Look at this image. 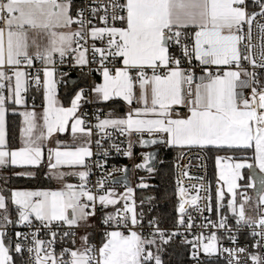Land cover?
<instances>
[{"label": "snow or ice", "instance_id": "snow-or-ice-1", "mask_svg": "<svg viewBox=\"0 0 264 264\" xmlns=\"http://www.w3.org/2000/svg\"><path fill=\"white\" fill-rule=\"evenodd\" d=\"M57 57L61 63L71 58L81 68L96 64L90 70L98 71L102 82L91 89L95 98L103 102L121 99L129 105L124 117H97L94 125L105 135L109 128L126 135L129 142L124 155L132 156L134 134L141 147L164 143L181 148L253 149L255 167L264 173V0H88L80 7H75L74 0H0V166H39L42 143L69 129L74 140L79 134L85 145L91 143L93 128L78 115L81 102H90L84 90L75 94L69 107L56 98ZM35 60L44 65L43 81L39 74L26 71ZM30 83L43 86V113H20L26 139L23 147L10 151L6 104L23 105V93ZM134 103L139 106L131 107ZM175 106L185 107L187 115L180 116ZM145 134L152 138L144 139ZM85 145L49 150L50 178L62 182L58 190H14L10 197L0 193V264H16L15 257L23 259L25 254L23 264H164V246L180 236L185 237L182 243L192 246L193 259L201 251L206 255L223 252L230 257L228 264H264V254L259 251L264 250V176L259 177L262 194L254 207L252 198L239 192V181L244 178L241 170L253 168V164L225 163V158L217 157L218 179L223 182L217 190L219 219L204 217L200 227L223 229L235 244L229 217L221 212L226 207L237 230L247 227L258 237L253 245L257 252L246 247L223 248L216 231L187 239L185 233L190 234L194 227L188 208L201 214L213 209L210 197L203 208L199 204L202 186H193L197 195L188 198L179 180L175 228L165 230L152 218L145 235L144 212L136 210L132 187L126 184V191L117 193L105 189L101 180L93 191L88 187L89 171H60L65 165L86 167L85 160L93 153ZM53 156L55 162H51ZM154 159L152 153L142 154V162L135 167L151 173ZM121 171L127 173L128 169ZM19 175L31 177L34 173ZM68 176L78 177L80 183H67ZM137 187L148 185L141 182ZM9 202L15 206V219ZM98 206L114 209L103 214V241L99 246L92 244L85 231L77 246L76 230L91 227ZM9 225L31 231H15L14 238L9 237ZM53 225L69 230L54 231ZM45 229L48 239L41 238ZM65 238H71L72 246L57 252L58 240Z\"/></svg>", "mask_w": 264, "mask_h": 264}, {"label": "built area", "instance_id": "built-area-1", "mask_svg": "<svg viewBox=\"0 0 264 264\" xmlns=\"http://www.w3.org/2000/svg\"><path fill=\"white\" fill-rule=\"evenodd\" d=\"M88 0H81L80 6L87 3ZM99 24V21H95ZM253 43H256V39L254 37ZM99 46V42H97ZM175 51V50H174ZM179 55V52H176ZM194 64L196 62H193ZM247 66V65H246ZM97 67L96 64H92L90 66L91 69H95ZM89 67L81 68L75 65V62L71 58H65L64 61L61 63L58 59L55 63V73H56V83L58 90L67 82V79L70 75H76L79 77V83L83 84L82 89L85 92V99L90 102H81V108L79 109V115H83V118L86 121V125L93 128V134L91 136V151L93 155L90 158H87L85 162V170L89 171L88 177V187L92 188L93 191H96V185L98 181L103 180L105 182V189H114L121 193L126 191V184L121 183L118 181L119 178L125 175V172L121 171L123 168H129V177L128 180L130 182V186L134 189V199L136 202L137 212H141L139 210V203L137 200V190L139 187L137 185L140 184L141 180V172L144 169H137L135 167L136 164L142 162V154L149 153V150L142 149L139 143H137V136L134 134L131 139L134 142L133 147L131 149L132 156L124 155V152L128 150V142L129 138L126 135H122L118 130L109 128L107 132L109 135H105L104 133L99 132L94 125L98 122L97 117L101 119L102 117V110L98 106L96 102L95 94L91 91L92 87L100 83L102 77L98 71H91ZM43 66L41 62L34 61V65L31 69H26V71L31 72L32 76L39 74L41 77V81H43ZM197 76L201 75L199 67L196 68ZM29 81H31L32 77H28ZM43 86L38 88L34 83H30L27 92H25L24 98H28L29 92L34 93H42ZM5 95L8 94L5 92ZM8 104V103H7ZM6 104V105H7ZM31 105L36 106L34 101L30 102ZM37 105H40L38 103ZM149 137V136H144ZM101 140V144L98 146L96 144V140ZM117 147L120 151H117ZM107 153V155H105ZM98 165H102L98 166ZM187 172L188 176L186 177L184 173ZM190 177V178H189ZM175 178H176V196L179 202V195H178V184L177 181L179 180L183 187L187 189V197L190 198L191 196L197 195L196 188L193 186H202L199 191V196L201 197L199 204L203 208L204 205L208 202L207 198L210 197L211 205L213 209V200H214V193L221 187L220 184L216 183L213 184L211 180V172H210V165L207 154L202 149H190L186 150L179 161L177 162L176 169H175ZM244 194L253 198L254 193L252 189H247ZM119 205L118 207H120ZM178 207V204H177ZM106 209L102 210L97 207L96 215L92 218L93 219V226L90 230H84V228H80L76 230L77 235L76 237L83 231H91L93 233L92 244L99 246L104 239V232L106 230V226L102 224L103 214ZM151 209L149 208L144 212V220L147 218L148 214L150 213ZM188 212L191 213L192 217L194 218V227L190 234L185 233L187 239L193 240L196 235H199L203 232L205 235H208L210 232L216 231L217 235L220 236L221 245L223 248H235V247H246L251 252H257L258 250L253 247L258 237H253L251 235V229L247 227H241L237 230V225L235 223V218L230 216L228 219V224L231 226L232 234L236 236V243L233 244L230 239H228L229 233L225 232L223 229L217 231L215 228H208L204 229L201 228L200 225L204 223V217H207L209 220L218 221L219 215H214V211L207 212L204 211L202 214L193 208H188ZM251 214H254L251 212ZM15 219V218H14ZM145 228L144 234H148V227L147 223L144 221ZM176 226V225H175ZM175 226L170 228H163L165 230L171 231L175 228ZM54 231L62 232L68 231L69 229L64 226L60 229H57L56 225H53ZM15 231H31L30 228L19 226V225H9V237L14 238ZM47 229L41 232L42 239H48ZM181 232L184 231L183 228L180 229ZM185 237L180 236L176 237L182 241ZM174 239V240H175ZM71 238H65L64 240H58L56 249L57 252L61 250L62 247H71L69 245V241ZM189 250V261L191 264H205L209 261H222L228 264V260L230 257L227 253L219 252L213 255H206L202 251L199 252L196 259H193L192 252L193 248L191 245L187 244ZM260 254H264V250H259ZM21 259L23 264V259Z\"/></svg>", "mask_w": 264, "mask_h": 264}, {"label": "trees", "instance_id": "trees-1", "mask_svg": "<svg viewBox=\"0 0 264 264\" xmlns=\"http://www.w3.org/2000/svg\"><path fill=\"white\" fill-rule=\"evenodd\" d=\"M81 0H74L75 7H80ZM251 10V9H250ZM83 87L82 83L76 84L73 87L67 85V82L59 90V97L64 105H68L72 97ZM41 94L29 92L27 104L30 105L31 101L37 104L41 101ZM102 111L117 109L119 113L124 112V105L119 100H114L106 104H98ZM20 125L21 118L16 114H9L7 119V140L8 148L15 149L19 146L20 140ZM161 153L156 165L153 167L154 171L149 173L144 170L141 172V182L148 185L147 188H138L137 200L139 203V210L146 211L151 209L147 218L144 220L146 223L149 219L157 218L160 221L161 228H170L176 225L177 220V196H176V178L175 169L177 162L181 155L185 152L175 148H168L166 144L159 147ZM207 154L211 180L216 184V159L218 156L226 153V150L207 149L204 150ZM231 153V152H227ZM244 153H248L244 152ZM19 170L14 168H6L5 174L0 173V187L6 197H10L13 189L19 187L38 188V189H53V181L48 175L47 168L43 165L32 172L31 177H24L17 175ZM245 180L249 178L248 173L245 171ZM247 179V180H246ZM140 182V183H141ZM151 198V199H150ZM143 201V203H141ZM11 203L9 202V205ZM214 215H218L215 205V196L213 200ZM221 212L229 216L226 208L221 209ZM164 264H191L189 261V250L186 243L175 239L168 245L164 246V251L161 253ZM16 264H22L19 256L15 257ZM205 264H227L222 261H209Z\"/></svg>", "mask_w": 264, "mask_h": 264}, {"label": "crops", "instance_id": "crops-1", "mask_svg": "<svg viewBox=\"0 0 264 264\" xmlns=\"http://www.w3.org/2000/svg\"><path fill=\"white\" fill-rule=\"evenodd\" d=\"M59 58L57 57L56 61L58 60ZM36 61V60H35ZM39 61V60H37ZM41 62V61H39ZM42 64V62H41ZM42 66L44 67V65L42 64ZM54 80L56 82V73L54 75ZM102 82V80H101ZM100 82V83H101ZM5 92L7 94L8 91L7 89L5 90ZM24 94V93H23ZM75 96V95H74ZM74 96L72 97V99L74 98ZM41 101L39 102L40 105H37V106H33V105H28L27 104V99H25V103L23 105H15V104H12V103H8L6 105V113H5V133H6V141H7V149L8 150H18L19 148L23 147L24 146V140L26 139V137L24 136L22 130L26 127V125L24 124V118L23 116L20 114L24 111H35L37 113L38 116L42 115L43 113V108H44V105H45V100H44V89L41 93ZM56 98L57 100L59 101V103L61 105H63L64 107H69L70 104H71V101L68 105H64L62 103V100L61 98L59 97V90H58V87H57V83H56ZM71 99V100H72ZM114 100H119L120 102L123 103L124 105V112L122 113H119L117 109H112V110H106V111H102V117L101 119H104V118H109V114H111V118H119V117H124L126 115V113L129 111V105L126 104V102H124L123 100L121 99H113V100H110L108 102H103V101H99L96 99V102L98 104H106V103H109L111 101H114ZM139 105L137 104H133L131 107H138ZM175 112L176 113H179L180 116H185L187 115V109L183 106H175ZM9 114H16L18 115L20 118H21V125H20V140H19V146L15 149H9L8 148V140H7V119H8V115ZM78 115H79V112H78ZM40 123H42V121H40ZM144 136H148L147 134H145ZM166 139V137H164ZM57 141H59V144L57 143ZM81 145H85V138L83 137H79V134H78V138L77 139H73V136L71 134V131L69 129V131L65 132V133H57L55 134L50 140H46L42 143L41 147H42V153H43V157H42V160H41V163L39 164V166H31V165H25V166H13L11 165L10 163L9 164H6L4 166H0V173L2 174H5V176L7 175L5 173V170L6 168H14V169H17L19 170L17 175H19L20 173H28V172H32V170L40 167V166H45L47 168V172H48V175L51 176L53 174V170H51L49 168V150H55L57 149L58 147L60 148V150H74L76 147H79ZM85 146H88L91 148V143L89 145H85ZM168 148H175V149H178V150H183V151H186V150H190V149H202V150H207V149H217V150H226V153L223 154V155H220L218 157H222V158H225V160L223 162L225 163H236V162H247L249 164H253L254 167L253 168H244L241 170V173L243 175V179H241L239 181L240 185L242 186V188L239 190L240 193H243L249 188L251 189V187H243L249 183H252L254 182L252 177H251V170L252 169H255L257 170L258 172L259 169L257 167H255V162H254V159H253V149H240V148H216V147H213V146H208V147H205V148H200V147H196V146H193V147H171V146H168L166 145ZM248 153H244V152H247ZM227 152H231V153H227ZM228 157H231L232 159L231 160H228L227 158ZM87 160V158H86ZM85 160V162H86ZM217 161V159H216ZM51 162H55L54 160V156L52 158V161ZM216 169H217V174H216V183L220 184V186L222 185V181H219L218 177H219V169L217 167V162H216ZM82 170H85V167H80V166H77V167H69V166H62L60 168V171H63V172H73V171H82ZM247 172L248 175H249V178L248 180L246 181V183L243 184V181L245 180V175H244V172ZM19 176H24V177H29V176H26V175H19ZM52 181H53V189H38V188H28V187H19V188H16V189H13L12 191L14 190H58L59 188L62 187V182L56 180V179H53L51 178ZM66 182L67 183H73V184H78L80 183L79 181V178L78 177H75V176H68L66 177ZM255 185V184H254ZM225 192L227 193V190H226V186H225ZM117 193H121L117 190H115ZM0 193L3 194V190L1 189L0 187ZM11 194V193H10ZM214 196H215V205H217V192L214 193ZM228 199H229V196L226 194L225 196V200H224V203L225 205L227 204L228 202ZM237 199L239 200L240 199V196L238 195L237 196ZM9 206V209L11 211V217L14 219L16 217V212H15V206L13 205H8ZM119 205H117L116 207H118ZM226 208V207H225ZM114 209L112 207H109L108 209H106L107 212H111L113 211ZM137 210V208H136ZM226 210L228 211V209L226 208ZM229 213V216L234 218L232 216V214L228 211ZM249 214H251V210H249ZM90 224H91V227L85 229L84 230H90L93 226V219H91L90 221ZM85 233V231L81 232L77 237H76V240H77V245L79 244V237L81 235H83ZM87 233L89 234V239H90V242H92V239H93V233L91 231H87ZM69 245H71V240L69 241Z\"/></svg>", "mask_w": 264, "mask_h": 264}, {"label": "water", "instance_id": "water-1", "mask_svg": "<svg viewBox=\"0 0 264 264\" xmlns=\"http://www.w3.org/2000/svg\"><path fill=\"white\" fill-rule=\"evenodd\" d=\"M79 82V77L76 75H70L67 79V85L70 87L75 86ZM152 137H145L144 139H151ZM164 145V143H156V144H149L146 147H141L142 149L149 150V153L154 154L155 159L152 161V166L154 167L159 159L161 149L160 146ZM128 171L125 173V175L118 179L119 182L127 184V186H130V182L128 180L129 177V168H127ZM264 176L261 173H259L257 170L252 169L251 170V177L254 181V192L257 196H260L261 189H260V183H259V177Z\"/></svg>", "mask_w": 264, "mask_h": 264}, {"label": "rangeland", "instance_id": "rangeland-1", "mask_svg": "<svg viewBox=\"0 0 264 264\" xmlns=\"http://www.w3.org/2000/svg\"><path fill=\"white\" fill-rule=\"evenodd\" d=\"M259 173H261V172H259ZM261 174L264 175V173H261ZM140 182H141V180H140ZM252 184H254V182H252ZM251 189L253 190V193H254V197L251 199V206L254 207L256 205V203H257V200H258L259 196H257L255 194L254 187H251ZM77 246H79V244Z\"/></svg>", "mask_w": 264, "mask_h": 264}]
</instances>
